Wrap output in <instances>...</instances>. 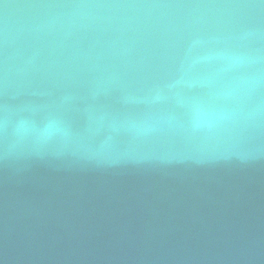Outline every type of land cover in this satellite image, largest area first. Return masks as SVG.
I'll return each mask as SVG.
<instances>
[{
  "label": "water",
  "instance_id": "95a60500",
  "mask_svg": "<svg viewBox=\"0 0 264 264\" xmlns=\"http://www.w3.org/2000/svg\"><path fill=\"white\" fill-rule=\"evenodd\" d=\"M0 264H264V0H0Z\"/></svg>",
  "mask_w": 264,
  "mask_h": 264
}]
</instances>
